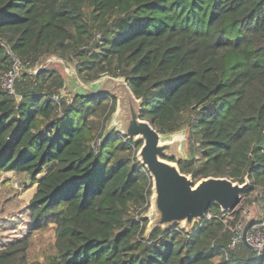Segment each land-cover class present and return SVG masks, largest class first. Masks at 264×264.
Wrapping results in <instances>:
<instances>
[{
  "label": "trees",
  "instance_id": "obj_1",
  "mask_svg": "<svg viewBox=\"0 0 264 264\" xmlns=\"http://www.w3.org/2000/svg\"><path fill=\"white\" fill-rule=\"evenodd\" d=\"M51 57L86 85L124 79L158 133L188 132V158L163 159L195 184L249 181L244 195L257 196L264 219V0H0V84L23 65L17 97L0 85V175L37 185L29 231L55 228L44 264H264V251L229 247L241 210L214 205L192 231L145 236L153 179L143 143L94 130V117L110 123L116 99L61 97L63 77L35 71ZM29 244L0 249V264H41L29 262Z\"/></svg>",
  "mask_w": 264,
  "mask_h": 264
},
{
  "label": "rangeland",
  "instance_id": "obj_2",
  "mask_svg": "<svg viewBox=\"0 0 264 264\" xmlns=\"http://www.w3.org/2000/svg\"><path fill=\"white\" fill-rule=\"evenodd\" d=\"M45 68L53 69L63 77L65 81V88L61 92V97H71L72 95H75L76 92L82 91L81 88H85L86 91L90 92V94L103 90L110 92L116 98V113L110 123L108 122L109 124H106L107 126L102 124L103 118L94 117L96 123V129L94 130H98L100 132L104 131L105 133L112 131L120 134L124 131L126 121L123 116L125 115L121 116L122 120L118 112L122 110V112L126 114L129 112V105L126 103V96L123 94L124 91H122L123 85L121 80L112 81L105 77L95 84H89L90 88H87L78 80L77 74L75 73V66L72 64L65 63L56 57H51L36 67L35 71L37 72ZM92 96L94 97L96 95ZM104 103L111 104V100L105 99ZM122 106L123 108H121ZM132 108L136 107H131L130 105V115ZM131 139L137 140L138 137L135 136ZM161 141L163 145L170 146L169 151H166L167 155L165 157L172 158L174 160H185L188 158L189 145L187 131L184 130L171 136L162 135ZM120 155L125 156L127 153H121ZM164 160L177 165L175 161L173 162L168 159ZM197 183L199 184V182ZM247 183L250 186V182L247 181ZM36 188V183H33L31 178L26 174L4 172L0 175V249L13 242L28 240L30 243L28 250L29 262L44 264L55 254V228L50 224L44 230L29 231L30 213L28 212V206L33 199ZM256 197L257 196L254 193L250 196L243 195L241 204L235 210H241L242 215L244 216L242 232L248 223L263 219V212L261 210L260 203L256 200ZM214 213L215 210L212 209L209 213V217L214 215ZM140 218L147 221L145 231V236L147 237H149L154 231L163 228L157 227L156 225L158 212L155 208V194L152 195L150 205L148 206L146 212H141ZM199 222L200 220L194 224L190 231H192ZM174 225H178L189 231L188 228L185 227L187 226L185 222Z\"/></svg>",
  "mask_w": 264,
  "mask_h": 264
},
{
  "label": "water",
  "instance_id": "obj_3",
  "mask_svg": "<svg viewBox=\"0 0 264 264\" xmlns=\"http://www.w3.org/2000/svg\"><path fill=\"white\" fill-rule=\"evenodd\" d=\"M107 78L112 81L121 80L122 91H124L126 103L129 105V112L126 114L122 110L118 112L121 119V116L125 115L123 118L126 121L125 129L121 134L130 139L137 136V141L143 143L138 158L141 159V163L147 168L153 179L155 208L158 212L157 227L167 229L174 224L185 222L187 224L185 227L190 231L195 223L209 214L214 205L219 206L223 213L234 212L241 204L249 184L240 185L233 183L228 178H208L201 180L199 184L197 183L198 185L195 184L191 177L181 173L178 164L175 165L163 159L170 146L163 145L161 143L162 135L158 133L154 125L141 118V101L136 99L126 81L122 78ZM84 86L90 88V85L84 84ZM81 90L86 96L103 94L113 96L105 90L93 94H90L85 88H81ZM113 97L115 98V96ZM130 105L136 107L132 108L131 115ZM251 226L252 222L245 227L242 233V243L247 249L254 251L247 242V234Z\"/></svg>",
  "mask_w": 264,
  "mask_h": 264
},
{
  "label": "built area",
  "instance_id": "obj_4",
  "mask_svg": "<svg viewBox=\"0 0 264 264\" xmlns=\"http://www.w3.org/2000/svg\"><path fill=\"white\" fill-rule=\"evenodd\" d=\"M23 69V65L20 62H16L14 68L2 78V87L4 91L10 96H16L15 81L20 72ZM56 102H59V98H55ZM99 142L97 143V145ZM211 217V216H210ZM242 227L240 224L234 232V239L230 244V248L235 247L238 243H242ZM247 242L252 246L257 256H260L264 251V219L252 222V226L247 234Z\"/></svg>",
  "mask_w": 264,
  "mask_h": 264
}]
</instances>
